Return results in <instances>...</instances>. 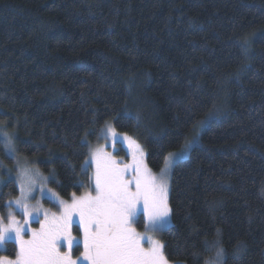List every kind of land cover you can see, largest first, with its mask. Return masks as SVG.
<instances>
[{"label": "trees", "instance_id": "1", "mask_svg": "<svg viewBox=\"0 0 264 264\" xmlns=\"http://www.w3.org/2000/svg\"><path fill=\"white\" fill-rule=\"evenodd\" d=\"M210 110L172 167L158 237L170 261L205 264L220 229L226 264H264V0H0V131L61 199L89 188L88 145L107 122L157 172ZM5 149L0 137L8 165ZM0 192L3 214L18 189L1 168Z\"/></svg>", "mask_w": 264, "mask_h": 264}, {"label": "snow or ice", "instance_id": "2", "mask_svg": "<svg viewBox=\"0 0 264 264\" xmlns=\"http://www.w3.org/2000/svg\"><path fill=\"white\" fill-rule=\"evenodd\" d=\"M237 45L243 55H248V38L238 40ZM215 115L216 111L210 110L199 121L200 131L178 152L164 157L165 167L159 174L148 167L145 150L137 140L127 134H119L106 124L100 129L98 139L109 143L96 147L88 145L89 156L85 165H95L88 176L89 190L79 196L73 192L69 200L60 199L58 194L46 188L50 177L42 176L35 169L21 168L15 178L20 195L4 204L7 211L0 214V245L14 241L17 252L14 259L0 257V264H78L81 258L87 264H181L168 259L165 243L152 233L169 222L173 211L169 203L172 167L198 144L200 132ZM0 137L9 154L15 153L14 135L0 131ZM122 142L128 144L130 162L106 150L107 147L115 150L116 145ZM82 143L88 144V141L85 139ZM81 167L87 174L84 165ZM79 186L83 187L84 182L80 181ZM37 190L52 200L59 211L44 209L39 201L30 203ZM16 211L22 213V221L17 218ZM33 221L40 224L38 229L30 227ZM140 222L144 224L143 232L136 227ZM74 224L82 233L80 237L72 234ZM220 235V229H217L215 239L204 242L206 252L214 251L205 264H226V250ZM81 245L83 251L73 259V250ZM243 251L241 245L235 254L238 256Z\"/></svg>", "mask_w": 264, "mask_h": 264}, {"label": "rangeland", "instance_id": "3", "mask_svg": "<svg viewBox=\"0 0 264 264\" xmlns=\"http://www.w3.org/2000/svg\"><path fill=\"white\" fill-rule=\"evenodd\" d=\"M106 124L109 125V126H111V127H113L112 124L109 123V122H107ZM119 134H122V133H119ZM99 136H100V133H99ZM106 143H109V142H106L104 139L100 138V139H97L96 142L91 143L90 145L92 147H96V146H99V145H105ZM106 150L109 151V152H113V154L117 158L123 159L125 162H130V160H131V152L129 150V147H128L127 142L118 143L116 145L115 150L112 147H107ZM6 151H7V155L9 156L10 163L7 165V163L1 161L0 168L4 171V173L7 175V177L10 176L11 178L14 179L15 184H16L17 189H18V195L15 198H17L20 195L19 187H18V185L16 183L15 178L18 176L19 170L21 168L35 169V170H38L39 173L42 176L50 177L45 186H46V188L48 190H50L51 192H55L57 194L56 189L50 184L51 183L50 181L53 180L52 175L50 173H45L42 169H40L37 166V164L35 162L31 161L29 158H26V157H24L22 155H19L16 151H15V153H13L11 155L9 154V150L7 148L5 149V152ZM175 152H178V151H175ZM88 156H89V147H88ZM88 156H87V159H88ZM145 161H146V158H145ZM18 164H19V168L17 167ZM164 167H165V162H164L162 168H164ZM94 168H95V165L93 163L91 165V173H90V175L94 171ZM161 169L159 171H157V172H154V173L155 174H159L161 172ZM9 170H11V171H9ZM171 171H172V169H171ZM170 175H171V173H170ZM88 190H89V188H87L85 191H88ZM84 192H82L81 194H83ZM34 196H35V199L34 200H31L30 203H33L34 204L37 201H39V203L43 206L44 209H49L51 212H58L59 211V208L57 207V205L52 200H50L48 197L42 196L41 193L38 190L35 192ZM15 198H13L12 200H14ZM16 215H17V218L18 219H21V221L23 220V215H22L21 212L16 211ZM170 223H171V217H169V222L167 224H165L161 230H158L155 233H152V235H154L156 238L159 239V237H158L159 233L163 229H165L166 227H168V225ZM30 227L31 228L38 229L40 227V224L38 222L33 221V222H31ZM136 227H137L138 231H141V232L145 231L143 222L138 223L136 225ZM72 234L75 237H80L82 235V233L77 230V227H76L75 224L73 225V232H72ZM25 238H28V237L26 236ZM8 242H13L15 244V246H16V252H17V245H16V243L14 241H8ZM145 246H147V245H145ZM62 250H66V249H62ZM5 251H6V243L3 244V245H0V257H7ZM82 251H83L82 245L79 247V249H74L73 250V259H75L76 257L80 256V252H82ZM15 256H16V253H15L14 257H12L10 259H14ZM78 264H87V262L86 261H83V259L81 258L78 261ZM181 264H183V263H181Z\"/></svg>", "mask_w": 264, "mask_h": 264}]
</instances>
